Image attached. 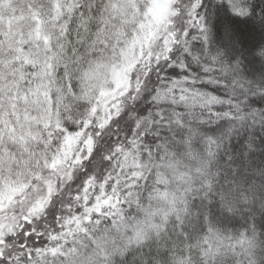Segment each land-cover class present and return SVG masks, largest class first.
I'll return each mask as SVG.
<instances>
[{"label": "snow or ice", "instance_id": "6c2138e0", "mask_svg": "<svg viewBox=\"0 0 264 264\" xmlns=\"http://www.w3.org/2000/svg\"><path fill=\"white\" fill-rule=\"evenodd\" d=\"M0 0V264H264V0Z\"/></svg>", "mask_w": 264, "mask_h": 264}, {"label": "clouds", "instance_id": "9594fccd", "mask_svg": "<svg viewBox=\"0 0 264 264\" xmlns=\"http://www.w3.org/2000/svg\"><path fill=\"white\" fill-rule=\"evenodd\" d=\"M165 9L166 0H156L154 7V18L157 23H161L163 21Z\"/></svg>", "mask_w": 264, "mask_h": 264}]
</instances>
